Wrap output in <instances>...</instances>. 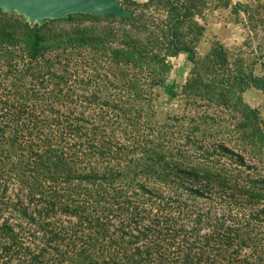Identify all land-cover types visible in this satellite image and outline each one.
Listing matches in <instances>:
<instances>
[{
    "label": "trees",
    "instance_id": "trees-1",
    "mask_svg": "<svg viewBox=\"0 0 264 264\" xmlns=\"http://www.w3.org/2000/svg\"><path fill=\"white\" fill-rule=\"evenodd\" d=\"M213 5L212 0H148L131 4L130 16L90 15L98 27L59 32L32 27L21 15L0 8V45L7 56L16 60L12 54L19 42L33 60L55 55L42 67L9 65L7 73L29 86L8 90L0 85V234L13 240L6 251L11 245L27 250L35 238L54 249L65 246L61 257L72 264H264V220L256 227V215L239 218L237 210L240 202L264 200V176L213 163L191 172L205 176L200 186L177 179L142 181L137 176L157 173L160 167L153 162L163 155L140 148L141 155L134 157L135 150L113 139L108 129L114 102L105 103L109 109L102 111L101 123L90 128L88 119L76 115L71 98L77 47L103 52L114 89L121 85L139 92L145 73L153 86L176 98L175 83L165 81L169 58L187 52L196 62L206 31L198 18ZM244 12L250 14L248 6ZM249 18L254 20V14ZM209 56L225 67L226 78L194 72L187 88L238 113L235 130L264 161V122L242 96L248 88L264 93V76L247 73L242 59L232 62L223 44L217 43ZM62 63L66 68L60 70ZM134 141L139 143L140 136ZM222 152L241 167L256 168L241 153L225 146ZM171 164L164 162L161 174L182 172ZM215 187V195L222 193L216 199L206 193Z\"/></svg>",
    "mask_w": 264,
    "mask_h": 264
},
{
    "label": "rangeland",
    "instance_id": "rangeland-1",
    "mask_svg": "<svg viewBox=\"0 0 264 264\" xmlns=\"http://www.w3.org/2000/svg\"><path fill=\"white\" fill-rule=\"evenodd\" d=\"M147 1L119 0L120 5L127 10H130L129 6L133 3ZM212 2L214 5L205 16L198 18L200 23L206 25V31L197 44L196 62L193 63L189 59L187 52H180L169 58L171 69L166 72L165 81L169 85L175 83L178 96L174 99L165 94L159 86H153L145 73L143 74L145 78L138 87L139 92L128 89L124 91L125 88L121 85L114 89L106 78L110 74L103 52L90 47L73 49L78 56L70 68L75 71L77 80L71 97L76 103V115L80 119H88L89 122L86 125L92 128L93 124L99 121L101 123L102 111L109 109L105 103L114 102L116 107L109 110L113 121L110 123L111 128L108 129L113 139H117L128 149L135 150L134 157L141 155L140 148L149 152L158 151L163 155V160L154 159L153 163L160 167L157 173L137 176L142 181L160 183L165 179H177L183 183L200 186V183L206 184L205 176L201 171L198 176H193L191 172L205 169L213 163L238 169L244 174L249 172L254 176L258 174L264 176V161H259L253 155L251 145L242 139L240 132L235 130L240 122V115L228 107L218 106L201 96L191 94L187 88L190 78L195 75L194 72L219 81L226 78L225 67L222 64H216L215 60L209 56L211 49L217 43L226 47L230 57L232 56V62L235 59H242L243 68L247 73L254 72L256 75L264 76V23L261 22L264 16V0H212ZM237 4H240L241 9L235 13L234 7ZM247 6L249 13L254 14L252 21L249 18L250 14L247 15L244 12ZM10 13L20 15L16 11ZM82 14L89 16H82ZM90 15L96 14L74 13L70 15L71 17L69 16L70 18L47 19L43 24L28 21L26 17L21 16L32 27L37 24L44 26L46 31L59 32L63 29L73 30V27L78 25L87 28L98 27L100 24H96L93 16ZM5 48L6 46L0 45V85L7 87L8 90L29 86L26 81L17 80L7 73L10 70V64L19 62L23 69L30 66L42 67V61L54 55L53 52H49L44 57L33 60L28 56L26 44L19 42L14 46L12 55L16 60L13 61L6 55ZM86 55L92 57V60H86ZM59 67L60 70L66 68L63 63ZM242 96L246 104L259 110L264 122V93L248 88ZM135 135L140 136L139 143H135ZM224 146L241 153L248 164L256 168L241 167L232 156L222 152ZM166 161L173 163L172 167L177 165L182 172L166 170L165 174H161V168ZM208 188L206 193H213L212 197L215 199L222 196V193L214 194L218 187H215V190ZM218 201L224 203L223 199ZM240 203L237 206L239 218L248 216L251 212L258 218L253 220L256 227L263 223L264 200H257L250 204ZM254 231L259 232L255 228ZM12 242V239L0 234V264H72L63 256L61 257L67 250L63 245L54 249L46 246L42 239L32 238V242L25 245V247L29 246V249L14 250L11 245L12 251H6L5 246L13 244ZM43 249L48 250L47 253L42 254ZM35 255L39 257L34 258Z\"/></svg>",
    "mask_w": 264,
    "mask_h": 264
},
{
    "label": "water",
    "instance_id": "water-1",
    "mask_svg": "<svg viewBox=\"0 0 264 264\" xmlns=\"http://www.w3.org/2000/svg\"><path fill=\"white\" fill-rule=\"evenodd\" d=\"M5 12L16 11L28 21L43 24L47 19L68 18L74 13H93L98 16H130L119 0H0Z\"/></svg>",
    "mask_w": 264,
    "mask_h": 264
}]
</instances>
